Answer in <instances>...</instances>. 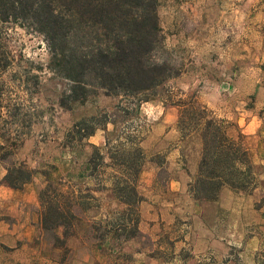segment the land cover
I'll return each mask as SVG.
<instances>
[{
  "label": "rangeland",
  "instance_id": "obj_1",
  "mask_svg": "<svg viewBox=\"0 0 264 264\" xmlns=\"http://www.w3.org/2000/svg\"><path fill=\"white\" fill-rule=\"evenodd\" d=\"M243 2L159 0L161 45L150 58L166 67L165 81L155 92L157 98L136 111L133 98L108 96L90 82L76 98L72 83L56 72L41 33L27 23H0V165L6 171L18 166L31 171L27 184L34 188L37 201L49 183L60 184L68 193L83 192L81 203H71L72 224L54 231L41 229L43 209L38 201L30 209L39 219L37 240L23 250L0 245V264H247L249 260L242 262L237 253L251 236L261 243L255 264H264V181L259 180L261 169L251 162L246 136L235 123L240 114L258 115L264 121V92L255 89L264 78V19L257 12H242ZM189 103L247 151L251 175L241 182L247 183L246 192L236 193H259V202L252 203L253 210L263 208L257 220H249L254 218L249 203H234L232 210L195 198L204 131L203 121L192 118ZM163 123L169 125L166 130L172 128L168 139L157 128ZM92 129L91 136L82 137ZM107 138L110 146L105 149ZM99 143L103 145L96 146ZM176 143L188 168L200 157L188 187L200 202L195 205L184 203L183 193L168 186L177 172L168 160ZM94 148L105 160L99 165L94 160L98 168L91 176ZM136 149L141 153H133ZM123 153L131 154V169L141 166L136 188L142 202L152 196L151 203L127 207L116 198V179L130 181L126 164L130 159ZM154 167L156 178L150 186ZM195 206L204 209L205 221L225 238L226 254L193 252L192 222L199 211ZM141 207H147L144 215ZM241 216L248 217L249 224L238 221ZM0 218L11 222L1 208Z\"/></svg>",
  "mask_w": 264,
  "mask_h": 264
},
{
  "label": "trees",
  "instance_id": "obj_2",
  "mask_svg": "<svg viewBox=\"0 0 264 264\" xmlns=\"http://www.w3.org/2000/svg\"><path fill=\"white\" fill-rule=\"evenodd\" d=\"M158 4L159 0H0V23H27L41 33L49 45L56 72L72 83L71 93L76 98L86 90V82H90L89 86L108 96L133 98L136 111L142 103L157 98L155 92L165 81L166 67L150 58L161 45ZM189 109L192 118L203 121L204 131L198 183L193 189L198 193L195 198L217 201L223 187L246 192L247 183L241 182L251 175L252 168L247 151L227 138L219 123L205 117L203 110L190 103ZM93 132L92 129L82 137ZM218 137L220 149L215 144ZM109 146L107 138L105 149ZM140 151L136 149L133 153ZM130 155L123 153L127 159ZM94 160L98 165L105 160V155L96 148L89 161L91 176L98 168ZM126 164L130 181L117 178L113 192L121 203L135 207L143 200L136 188L141 166L131 169V159ZM31 177V171L18 166L7 169L3 181L12 189H21ZM82 195L80 190L68 193L60 184H47L38 193L43 209L41 229L54 231L69 225L74 218L71 203H81ZM138 220L137 216L132 221L134 228Z\"/></svg>",
  "mask_w": 264,
  "mask_h": 264
},
{
  "label": "crops",
  "instance_id": "obj_3",
  "mask_svg": "<svg viewBox=\"0 0 264 264\" xmlns=\"http://www.w3.org/2000/svg\"><path fill=\"white\" fill-rule=\"evenodd\" d=\"M250 6V10L247 7ZM242 12H248V14L260 13L264 19V0H244L241 4ZM264 22V21H263ZM262 47L264 49V38L262 40ZM264 76V75H263ZM255 89L261 94L264 92V78L263 83H257ZM236 116L235 123L240 128L241 132L246 136L248 141V150L251 162L256 166H259L261 173L259 174V180L264 181V121L258 117V115L250 114L249 118ZM165 123L158 125V130L165 132L164 139H168L169 135L172 133V128L169 130L167 127L169 125H164ZM167 131V132H166ZM103 145L102 143L96 144V146ZM169 153V165L176 166L177 172L175 175L170 176L168 186L173 192L183 193L184 203H200L192 198L189 193L188 187L191 180L195 179L197 174L198 163L200 157L197 156L192 161L191 168H188L185 164L181 153V146L179 143L173 145V150ZM156 167H154L153 172L150 175L149 185L151 186L155 182L156 178ZM6 174V170L0 165V208L4 211L5 216L11 219V222H5L4 219L0 218V245L8 249H25L33 241L37 240V229L39 228L38 216L34 217V212L30 209L37 207V196L35 194L34 188L30 184H25L21 189H12L4 181L3 178ZM144 176L141 172V178ZM144 178V177H143ZM257 190V189H256ZM254 190V191H256ZM146 196V195H145ZM146 201L142 203H151L152 196L145 197ZM259 193L244 196L241 193H236L229 188H223L219 192L218 200L214 203H218L219 207L223 209L231 208L233 210V205L235 203H249L251 207V213L254 218L250 219L257 220L258 211H262L263 208L259 210H253L252 203L259 202ZM199 210L195 217H193V226L196 231L193 234V252L197 255L204 254L206 252H212L214 257H218L222 254H226V248L224 247L227 242L224 237H220L213 230L212 224L205 221L204 209L199 206H195ZM147 207H141V212L144 215L145 209ZM147 210V209H146ZM146 217V215H145ZM260 217V216H259ZM226 220V217H224ZM248 217L241 216L238 221L243 222L244 225L249 224ZM143 221V220H142ZM227 221L231 222V218ZM226 222V221H225ZM240 222V223H241ZM221 240V242H220ZM224 245V246H222ZM261 243L255 236L246 238V243L243 248L239 250L237 256L243 262L246 258L249 260L247 264H255V252L260 248Z\"/></svg>",
  "mask_w": 264,
  "mask_h": 264
}]
</instances>
